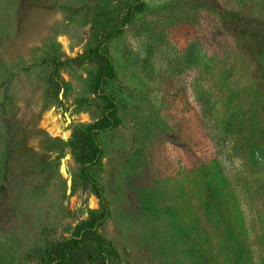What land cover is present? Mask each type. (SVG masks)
<instances>
[{
	"label": "rangeland",
	"instance_id": "obj_1",
	"mask_svg": "<svg viewBox=\"0 0 264 264\" xmlns=\"http://www.w3.org/2000/svg\"><path fill=\"white\" fill-rule=\"evenodd\" d=\"M0 264H264V0H0Z\"/></svg>",
	"mask_w": 264,
	"mask_h": 264
},
{
	"label": "trees",
	"instance_id": "obj_2",
	"mask_svg": "<svg viewBox=\"0 0 264 264\" xmlns=\"http://www.w3.org/2000/svg\"><path fill=\"white\" fill-rule=\"evenodd\" d=\"M103 209H104V212H103V215L105 214V212L107 211V206L105 204H103ZM100 219H101V213H100ZM103 239V238H101Z\"/></svg>",
	"mask_w": 264,
	"mask_h": 264
}]
</instances>
